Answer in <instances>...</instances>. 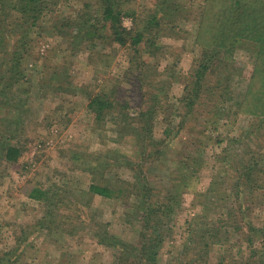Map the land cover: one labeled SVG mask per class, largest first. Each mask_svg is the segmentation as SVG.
Segmentation results:
<instances>
[{
  "label": "rangeland",
  "instance_id": "374dc122",
  "mask_svg": "<svg viewBox=\"0 0 264 264\" xmlns=\"http://www.w3.org/2000/svg\"><path fill=\"white\" fill-rule=\"evenodd\" d=\"M15 1L5 0L4 9L0 7V46L5 57L1 70L7 71L5 61L19 50L23 40L32 46L34 59L21 52L16 56L19 67L26 66L24 77L19 83L13 81L16 84L14 91L7 94L10 97H0V252L6 259L15 260L13 264H112L117 250L108 246L104 237L114 234L125 241L136 240L141 227L132 216L136 212L127 207L124 199L88 195L91 176L87 170L91 167L99 177L103 173L115 184L134 183L130 179L136 172L122 160L128 157L137 162L141 145L134 135L123 133L118 138L111 134L110 125L94 128V115L88 111V99L81 91L83 86L96 82L100 85L108 78L118 81L123 72L134 70L147 84L153 81L163 87L160 102L167 107L166 113L155 112L146 120L153 128L152 142L165 141L159 159L147 162L150 186L164 195L172 179H188L176 189L179 206L167 219L168 230L159 232L162 243L158 263L178 264L180 246L189 243L190 230L221 225L218 218L225 212L226 202L225 196L219 195L229 192L237 164L254 160L264 165V118L239 112L237 107L250 81L256 42L231 39L233 25L229 20L222 40L235 49L225 58L223 50L217 48V57L213 53L216 48L207 44V37L215 29H206L203 38L198 35L203 0H122L134 9L136 20L141 18L140 25L148 27L137 46V56L145 63L141 70L137 59L130 64L132 47L111 42L106 38L109 29L100 28L102 24L97 25L98 34L105 37L104 41L94 40L97 47L84 40L87 29L81 32L82 40L75 37L74 26H64L68 35L62 38H50L47 29L40 28L41 21L53 17L48 26L56 21L57 13L74 18L85 5L86 12L93 14L99 0H46L44 6L49 12L38 20V27H31L27 16L12 9ZM151 18L153 22L149 23ZM135 24L130 16L121 18L126 30ZM202 67L207 74L196 86V73ZM9 75L12 73L4 76L7 79ZM127 78L138 83L137 78ZM67 83H71L70 93H61L58 88ZM193 90L190 107L185 108L179 101L186 91ZM166 127L170 129L168 136L162 135ZM3 143L22 149L15 163L2 161ZM111 161L113 167L106 170ZM210 185L212 191L207 197L194 196L195 191H204ZM34 186L49 191L53 195L51 203L43 205L28 198ZM221 198L224 201L218 200ZM239 199L247 207L244 217L261 227L264 189L247 191ZM127 212L131 214L129 222L124 217ZM226 224L221 233L233 234L232 225L229 221ZM253 236L254 245L264 241L259 234ZM220 238L222 241L210 243L204 264H219L224 259L227 264L232 259L230 264H241L249 252L245 239L231 235L229 241L223 242V236Z\"/></svg>",
  "mask_w": 264,
  "mask_h": 264
},
{
  "label": "trees",
  "instance_id": "16d2710c",
  "mask_svg": "<svg viewBox=\"0 0 264 264\" xmlns=\"http://www.w3.org/2000/svg\"><path fill=\"white\" fill-rule=\"evenodd\" d=\"M121 1L122 0H99L93 14L86 12L85 9H88V5H85L84 9H79L77 14H74L76 15L74 18H72L73 15L66 14V16L62 17L57 13L54 18L56 21L50 26L47 24H49L48 22H50L53 17L49 20L41 21L43 25L40 28L47 29L45 32L50 38L54 36L62 38L68 35L62 28L64 26H74L76 30L75 37L82 40L83 35H81V32L87 29L85 30L87 36L84 37V40L90 42L93 47H97L94 40L98 39V41H104L103 38L105 37L98 34L97 25L102 24L100 28L103 29L107 27L109 29V34L106 38H111V42L114 41L123 47H132L134 57L130 59V64L133 65L135 59L138 61L141 60L137 56L139 50L137 46L141 44L145 38L148 27H142L140 24L143 21L141 18L136 20L137 17H134V9H132L131 5H126L128 2ZM53 2L58 3V0H52V3ZM4 3L5 0H0V7L2 10L4 9ZM45 3L46 0H17L14 2L12 9L27 16L28 20L31 22V27H38L40 26L38 20L45 18L49 12L44 6ZM163 3L164 2H162V4ZM216 9L218 12H215ZM92 15L94 18L93 21L91 20ZM123 16H130L133 18L136 23L135 27L126 30L121 25V18ZM217 19L220 20L219 25ZM229 20L232 21L231 26L233 25L231 39L243 38L248 41H255V46L257 47V56L253 61L250 81L245 90L243 99L237 104L238 111L252 112L264 118V0H203L200 31L198 35L202 37L206 29L210 30V32L215 29L214 32L207 37V44L210 48H216L213 53L217 55V57L219 56L217 48L223 50L225 58L231 56L232 51L235 49L234 47H229L227 45L229 43L226 44L227 40H222L225 36L223 31L226 30ZM152 22L153 19L151 18L149 23ZM59 23V26H55ZM1 24L2 21L0 19V25ZM3 24H5L4 21ZM21 42L22 45L19 50L13 52L5 61L7 71H5V69L1 70V68L4 67V64H1V62L4 63L3 59L5 57L3 55L4 50L2 53V46H0V70L2 71L0 72L2 73L0 74V97L2 96L3 100L10 97V95L7 94L13 92L15 89L14 85L17 82L19 83L20 79L24 77V68L26 70V66L21 69L19 67L20 61L17 57L20 56L21 53H25V57L32 58V60L34 59L32 46L26 44L24 40ZM144 66L145 63L141 62L140 69L142 70ZM128 70H131V66ZM206 72V68L203 67L198 70L196 73V83L194 85L197 86V84H200V80L206 77ZM7 73H12V75H9L6 79L5 76ZM127 77L137 78L138 83L135 84L131 82ZM120 79L116 81L117 79L108 78L103 80L100 85L96 82L93 86H83L81 91L84 92L88 99V111L94 115V128L110 125V133L118 135V138L124 133L134 135L139 140L142 151L137 162H132L128 157H124L125 159L122 160L123 164L136 172L130 179H133L135 182H120L115 184L112 183V181L106 180L105 177H103V173H100L101 175L99 177V172L93 171V168L90 167L87 172L91 176V183L88 185L86 193L90 196L98 195L104 198L124 199L127 207L136 212V214L132 215L133 218L140 222L141 227L139 234L133 242L125 241L112 233L111 236L106 235L104 237V239L106 238V241L109 242L107 245L115 247L117 250V253L114 254L112 264H159L157 260L159 254L158 250L162 243L159 232L168 230L166 227L167 219L170 218L172 213L179 206V195L176 189L188 179L183 176L180 182H177V180L175 182V180L172 179L169 190L164 195L160 194L158 189L150 186L146 175L147 162L159 159L158 157L162 153L165 141H163V143L160 142L161 145L159 141L156 143L152 142L151 133L153 128L148 126L146 120L155 112H163V110L167 108H164L163 104L160 102L164 94L163 87L153 81H149L147 84V82L142 79V75L135 73L134 70H131L128 74L127 72H123ZM13 81L16 83H13ZM139 81L141 83H139ZM116 82H118L119 85H116ZM125 83H127L128 86L125 85ZM122 84L126 87L122 86ZM70 86L71 83H67L65 86L62 85L58 89L61 93H70ZM95 87L97 91L94 93ZM185 90H187V87L184 91ZM214 90L219 93L216 88ZM195 91L196 90L186 91V96L180 99L179 103H183L185 108H189ZM20 92L27 94L26 90H20ZM201 92H203L202 88ZM205 92L208 93L207 90ZM5 94L8 97H5ZM12 101L13 100H11V102ZM11 102L7 105H10ZM216 111L221 112L222 110L217 109ZM130 113L133 115H130ZM169 132L170 129L166 127L164 131H162V135L168 136ZM115 140L117 141L118 139L115 138ZM0 143L2 147V141ZM3 144L5 147L3 148L4 152L1 157L2 161L6 162V164L15 163L22 154V149L18 145ZM112 162L114 161H111L105 166L106 170L109 169L110 171L113 167V165H111ZM96 168H98V166H96ZM212 185L204 191H195L194 196L201 198L207 197L208 193L212 191ZM262 186H264L263 164H259L254 160L246 164L238 163L229 181L227 188L229 192L218 194L220 197L225 196L226 202V206L224 207L225 212L221 215L220 219L218 218V223H221V225L211 229L204 227L203 230H198L196 232L190 230L189 233L191 236L188 238L190 239L188 241L189 243L180 246V254H182V256L178 264H204L207 258V252L210 249V243L213 241H222L220 238L221 236H223V242H227L230 240L231 235H239L242 239H245V243L247 244L246 248L249 249L248 255L241 261V264H264V254L261 253L263 252L262 250H264V241H262V243L259 242L258 245H254L256 241L253 236L254 234H259L264 238V222L261 227H256L252 221L246 219L244 217L246 214L244 211L247 208L246 204L242 203L239 199L240 196L247 191L255 193L259 188L264 189ZM230 190L233 192L232 194ZM53 193L55 194L54 191ZM49 194V191L34 186L28 191L27 196L34 201L47 205L53 200V195ZM218 200L224 201V198ZM129 215L131 214L128 212L124 213L127 222H129ZM228 221L233 227V234H227L225 231L221 233L223 224H226ZM226 226L228 225L226 224ZM102 242L98 241L99 244ZM4 261H6V264H13L15 260L12 258L6 259L5 253L0 252V263ZM230 262L228 264H230ZM219 264H227L226 259L221 260Z\"/></svg>",
  "mask_w": 264,
  "mask_h": 264
}]
</instances>
